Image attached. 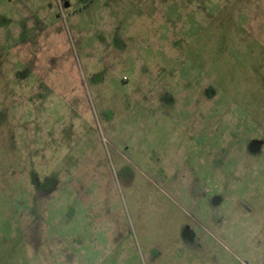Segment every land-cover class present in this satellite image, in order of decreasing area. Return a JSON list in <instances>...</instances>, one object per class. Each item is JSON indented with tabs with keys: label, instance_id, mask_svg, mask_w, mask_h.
I'll return each mask as SVG.
<instances>
[{
	"label": "rangeland",
	"instance_id": "obj_1",
	"mask_svg": "<svg viewBox=\"0 0 264 264\" xmlns=\"http://www.w3.org/2000/svg\"><path fill=\"white\" fill-rule=\"evenodd\" d=\"M0 0V264H264V0Z\"/></svg>",
	"mask_w": 264,
	"mask_h": 264
},
{
	"label": "flooded vegetation",
	"instance_id": "obj_2",
	"mask_svg": "<svg viewBox=\"0 0 264 264\" xmlns=\"http://www.w3.org/2000/svg\"><path fill=\"white\" fill-rule=\"evenodd\" d=\"M65 3L67 4L68 7L65 6ZM69 6H70V4H68V2L62 1V7H63L64 10H67L69 8ZM64 7H66V8H64Z\"/></svg>",
	"mask_w": 264,
	"mask_h": 264
},
{
	"label": "water",
	"instance_id": "obj_3",
	"mask_svg": "<svg viewBox=\"0 0 264 264\" xmlns=\"http://www.w3.org/2000/svg\"><path fill=\"white\" fill-rule=\"evenodd\" d=\"M62 1H65V0H62ZM65 6H67V4L65 3Z\"/></svg>",
	"mask_w": 264,
	"mask_h": 264
},
{
	"label": "crops",
	"instance_id": "obj_4",
	"mask_svg": "<svg viewBox=\"0 0 264 264\" xmlns=\"http://www.w3.org/2000/svg\"><path fill=\"white\" fill-rule=\"evenodd\" d=\"M68 7V6H67ZM64 8H66V7H64Z\"/></svg>",
	"mask_w": 264,
	"mask_h": 264
}]
</instances>
